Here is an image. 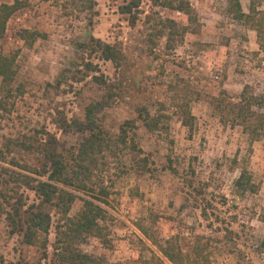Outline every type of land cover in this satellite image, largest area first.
<instances>
[{
  "label": "rangeland",
  "instance_id": "374dc122",
  "mask_svg": "<svg viewBox=\"0 0 264 264\" xmlns=\"http://www.w3.org/2000/svg\"><path fill=\"white\" fill-rule=\"evenodd\" d=\"M15 1L0 0V7ZM18 1L21 9L0 40V52L15 56L13 87L24 91L8 100L6 110L0 107V151L6 158L0 160V204L3 194L22 201L24 210L38 204L31 190L10 182L13 174L47 180L44 154L18 144L8 150L9 140L42 148L54 138L58 152L70 158L87 134L69 130L62 120L83 121L87 106L110 97L111 107L99 115L101 124L117 134L125 121L135 120L149 172L137 176L128 151L102 161L93 196L105 210L104 237L88 238L82 251L97 264H173L153 240L162 246L172 242L190 255L200 236L211 264H264V139L251 151L242 128L222 125L212 104L223 90L237 97L245 86L264 95V41L256 35L255 44V33L228 14L227 0H188L198 19L197 33L177 36L174 49L167 48L166 38L156 39L155 48L149 45L151 28L160 20L185 27L188 19L155 0L138 1L136 24L121 13L130 0H94L93 11L82 10L79 0ZM240 1L248 12L250 0ZM25 31L39 35L32 40ZM93 40L120 49L122 67L102 60L92 49ZM95 76H104L109 87L99 85ZM173 90L192 96V133L174 107ZM141 108L168 116L169 131L149 132L138 117ZM244 160L259 191L240 197L234 182ZM75 194L70 217L89 199ZM47 211L53 226L45 251L41 244L28 246L20 235H11L0 210V264H58L53 244L59 215L51 207Z\"/></svg>",
  "mask_w": 264,
  "mask_h": 264
},
{
  "label": "trees",
  "instance_id": "16d2710c",
  "mask_svg": "<svg viewBox=\"0 0 264 264\" xmlns=\"http://www.w3.org/2000/svg\"><path fill=\"white\" fill-rule=\"evenodd\" d=\"M82 10L93 11L94 0H79ZM139 0L130 2L121 8V13L130 17L133 24L139 20L137 15L140 3ZM157 5L179 12L187 17L188 25L179 27L173 20H160L157 27H152L148 37V44L155 48L156 39L166 38L167 48L174 49L176 37H183L191 32L197 33L198 19L188 0H155ZM264 0H250L249 11L245 12L240 0H227L228 14L244 27L252 30L257 35L259 42L264 41V10H261ZM160 3V4H158ZM22 2L15 1L14 4H3L0 7V40L5 36L8 22L11 17L21 9ZM27 38L35 39L37 33L24 32ZM32 36V37H31ZM94 51L101 53V59L113 63L117 67H122L123 53L120 49L109 44H103L97 40ZM152 48V49H153ZM88 70L94 71L92 64H88ZM17 76L15 56L5 55L0 52V93L2 110L7 109L8 100L15 95L24 94L22 88L14 89ZM95 81L102 86L109 87L104 76H95ZM174 107L177 108L182 124L192 133L195 128L196 118L191 110V97L188 92L184 94L187 98L180 95L179 91L173 90ZM18 93V94H16ZM111 99L113 96L111 95ZM214 111L218 115L221 124L224 126L240 127L248 136L250 150L254 143L264 139V95H257L250 86H245L237 97H232L226 90L213 100ZM111 107L110 97L101 102L92 103L87 106L83 121L74 120L68 123L62 120L63 126L69 130L73 129L78 133L87 134L80 147L70 158L58 152L56 140L49 138L39 146L31 143L8 141V150L14 144L20 145L25 149H36L38 153H43L46 160V170L43 176L46 181L36 180L23 174H13L11 177L18 186H23L31 190L38 200L37 205H32L29 210H24L25 204L19 199L14 202L12 197L2 195L0 210L5 215L8 231L11 235H20L25 245L34 246L41 244L47 251V236L53 226V218L48 207L56 210L59 215L56 228V240L53 244L55 258L58 264H97L96 258L84 253L81 249L88 238H102L103 228L100 222L105 220V210L96 201L100 199L93 196L95 186L94 181L100 179L97 171L100 169L102 161L106 158L117 159L119 154L128 151L134 155L135 174L143 177L149 172V160L142 157L143 151L137 143V124L135 120L125 121L119 128L117 134L110 133L102 124L99 118L100 113ZM139 119L145 128L151 132L169 131L168 116L163 114L152 116L148 110L141 108L137 110ZM29 141V140H28ZM3 156V157H2ZM0 160L6 162L4 153L0 151ZM249 160H244L240 164V175L234 182V190L237 196L255 195L259 191V186L253 181V176L248 170ZM18 165V164H17ZM25 171L40 175V172L28 166H23ZM16 176V177H14ZM88 195L89 199L84 200V205L79 214L70 217L72 206L77 195L75 192ZM101 193L106 194L105 188H100ZM203 237L197 236L193 251L190 255L184 254L181 249L174 246L172 242H167L162 246L154 245L161 251L164 257L173 264H211L210 253L207 245L203 242Z\"/></svg>",
  "mask_w": 264,
  "mask_h": 264
},
{
  "label": "crops",
  "instance_id": "0c3cea01",
  "mask_svg": "<svg viewBox=\"0 0 264 264\" xmlns=\"http://www.w3.org/2000/svg\"><path fill=\"white\" fill-rule=\"evenodd\" d=\"M250 33H255V32L254 31H250ZM253 39H255V44H256V33H255V37Z\"/></svg>",
  "mask_w": 264,
  "mask_h": 264
}]
</instances>
